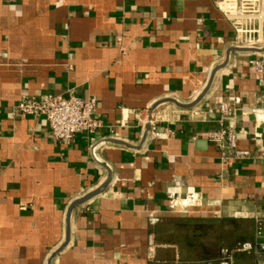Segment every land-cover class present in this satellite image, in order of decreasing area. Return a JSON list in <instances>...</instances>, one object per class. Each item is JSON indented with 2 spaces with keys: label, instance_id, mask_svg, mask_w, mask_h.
Listing matches in <instances>:
<instances>
[{
  "label": "crops",
  "instance_id": "obj_1",
  "mask_svg": "<svg viewBox=\"0 0 264 264\" xmlns=\"http://www.w3.org/2000/svg\"><path fill=\"white\" fill-rule=\"evenodd\" d=\"M219 1L0 0V264H48L71 204L106 183L73 210L52 264H174L255 241L264 123L243 110L264 108V53L236 51ZM229 52L197 108L154 109L196 100ZM45 96L95 98L100 129L67 145L44 117L16 114ZM222 103L235 104L234 118ZM151 121L170 135L149 129L144 141ZM222 128L250 159L221 164L208 134ZM236 264H264V248Z\"/></svg>",
  "mask_w": 264,
  "mask_h": 264
},
{
  "label": "built area",
  "instance_id": "obj_2",
  "mask_svg": "<svg viewBox=\"0 0 264 264\" xmlns=\"http://www.w3.org/2000/svg\"><path fill=\"white\" fill-rule=\"evenodd\" d=\"M218 9L233 27L234 44L243 48H261L264 46V0H220ZM255 70L264 72V64L260 61L255 63ZM16 114L30 116L36 119L44 117L48 122L52 138L57 142L71 144L79 134H94L101 123L94 118L96 111L95 98L82 100L71 97L65 99L58 96H45L41 100L24 98L16 106ZM220 114L224 119L234 118L237 108L235 104L222 103L219 106ZM243 114H252L256 117L259 125L264 123V108L243 110ZM193 117H201L197 111ZM152 136L155 139H166L170 133L160 134L156 132L154 121L150 123ZM238 133L234 130L222 128L208 134V142L212 144L219 153V160L225 167L250 159V152L238 145ZM255 140L262 143L260 160L264 169V140L260 136H254ZM152 224L159 220L150 218ZM255 241L246 242L235 249L222 248L217 258L200 259L193 261H176L174 264H236L239 254L257 252L264 248L260 243L264 240V218L254 220ZM154 242L152 238L148 241V255L152 256Z\"/></svg>",
  "mask_w": 264,
  "mask_h": 264
},
{
  "label": "water",
  "instance_id": "obj_3",
  "mask_svg": "<svg viewBox=\"0 0 264 264\" xmlns=\"http://www.w3.org/2000/svg\"><path fill=\"white\" fill-rule=\"evenodd\" d=\"M236 51L238 52H242V53H264V48L263 49H251V48H239ZM229 57H230V52L227 54L226 56V60L224 62V64L218 66L211 74V77L209 79V82L206 86V88L204 89V91L198 96V98L196 100H194L193 102L189 103V104H181L179 102H177L174 99H169V100H165L163 102H160L159 104H157L154 109L156 107H158L161 104H165V103H172L174 104L177 108L181 109V110H193L195 108H197L201 102L207 97V95L209 94L211 87L213 85V82L215 80L216 74L217 72H219L220 70L224 69L227 64L229 63ZM264 128V126H263ZM149 129H150V123L146 126L145 129V134H144V141L147 140L148 138V133H149ZM114 145H123V146H127L124 143L121 142H111ZM108 183L104 184L101 188H99L98 190H96L95 192L88 194L87 196L83 197L82 199H79L75 202H73L71 204V206L68 209L67 215H66V238H65V242L64 244L55 252H53V254H51V256L49 257L48 260V264H52L53 260L58 257L68 246L69 241H70V222H71V215L73 210L78 207L81 206L85 203H87L88 201H90L91 199H93L94 197L100 195L106 188H107Z\"/></svg>",
  "mask_w": 264,
  "mask_h": 264
},
{
  "label": "trees",
  "instance_id": "obj_4",
  "mask_svg": "<svg viewBox=\"0 0 264 264\" xmlns=\"http://www.w3.org/2000/svg\"><path fill=\"white\" fill-rule=\"evenodd\" d=\"M221 249L217 250L216 253H214V254H210L209 251H206L205 254H207V256L202 258V259L217 258ZM198 260H200V259H198Z\"/></svg>",
  "mask_w": 264,
  "mask_h": 264
},
{
  "label": "rangeland",
  "instance_id": "obj_5",
  "mask_svg": "<svg viewBox=\"0 0 264 264\" xmlns=\"http://www.w3.org/2000/svg\"><path fill=\"white\" fill-rule=\"evenodd\" d=\"M226 245H224V247H225ZM223 247V246H222ZM228 247V246H227ZM226 248V247H225Z\"/></svg>",
  "mask_w": 264,
  "mask_h": 264
}]
</instances>
